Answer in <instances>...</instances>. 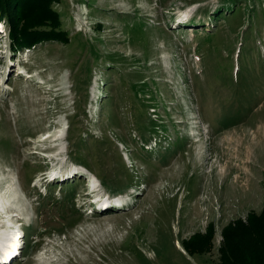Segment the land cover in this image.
<instances>
[{
	"label": "rangeland",
	"instance_id": "rangeland-1",
	"mask_svg": "<svg viewBox=\"0 0 264 264\" xmlns=\"http://www.w3.org/2000/svg\"><path fill=\"white\" fill-rule=\"evenodd\" d=\"M48 4L66 42L3 48L0 17V239L25 234L12 264H220L223 229L264 213V0ZM86 180L110 208L91 214Z\"/></svg>",
	"mask_w": 264,
	"mask_h": 264
},
{
	"label": "trees",
	"instance_id": "trees-1",
	"mask_svg": "<svg viewBox=\"0 0 264 264\" xmlns=\"http://www.w3.org/2000/svg\"><path fill=\"white\" fill-rule=\"evenodd\" d=\"M49 1L51 0H0V17L7 19L11 29V50L29 48L41 40L67 41L65 32L58 30V21L48 8ZM31 15L35 17L32 19ZM44 26L49 29H37ZM213 235L214 228L210 225L206 235L194 236L183 247L189 254H199L206 249V244L210 243ZM221 235L224 244L218 250L220 264H264L263 212L260 215L249 213L244 222L237 220L229 224Z\"/></svg>",
	"mask_w": 264,
	"mask_h": 264
},
{
	"label": "bare ground",
	"instance_id": "bare-ground-1",
	"mask_svg": "<svg viewBox=\"0 0 264 264\" xmlns=\"http://www.w3.org/2000/svg\"><path fill=\"white\" fill-rule=\"evenodd\" d=\"M4 33V32H3ZM3 48H6V49H11V44H10V40H6V39H3ZM6 51V50H5ZM8 52V55L10 54L9 53V51H7ZM2 57V56H1ZM13 213H15V212H13ZM95 213H97V212H92V214L94 215ZM13 217H19L17 214H13ZM16 224V223H15ZM0 228H1V226H0ZM16 228V225H14L13 227H10L9 229L11 230V231H13L14 233H12V234H10V232H6V236H7V238H9V239H7V241H8V243H6V244H4L3 243V241H2V237H1V239H0V243L2 244L1 246V252L3 253V254H9V252L10 251H12L11 249H13V250H15L16 249V247H17V244H18V232H16V230L17 229H15ZM6 245V246H5ZM6 247V248H5Z\"/></svg>",
	"mask_w": 264,
	"mask_h": 264
}]
</instances>
